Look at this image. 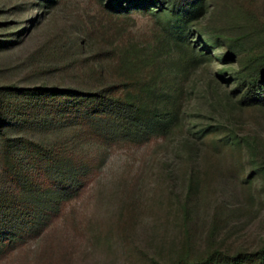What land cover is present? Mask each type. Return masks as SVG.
Instances as JSON below:
<instances>
[{
  "label": "rangeland",
  "instance_id": "1",
  "mask_svg": "<svg viewBox=\"0 0 264 264\" xmlns=\"http://www.w3.org/2000/svg\"><path fill=\"white\" fill-rule=\"evenodd\" d=\"M108 3L0 0V97L93 83L90 67L111 72L134 45L156 55L180 120L168 133L104 146L79 198L0 264H173L260 249L264 156L243 138L264 150V106L240 102L233 70L236 55L264 41V0H206L182 38L163 14L134 6L116 15Z\"/></svg>",
  "mask_w": 264,
  "mask_h": 264
},
{
  "label": "trees",
  "instance_id": "2",
  "mask_svg": "<svg viewBox=\"0 0 264 264\" xmlns=\"http://www.w3.org/2000/svg\"><path fill=\"white\" fill-rule=\"evenodd\" d=\"M108 5L116 15L127 16L134 6L163 14L178 38L206 14V0H109ZM208 34L212 42L219 38ZM236 56L240 102L264 106V41L243 59ZM112 68L90 67L98 76L93 83L42 84L20 90L13 100L0 97V256L64 215L93 179L104 146L168 133L180 120L177 93L167 89L156 55L123 47ZM243 140L254 158L264 156L253 139ZM217 256L173 264H264V246L248 255Z\"/></svg>",
  "mask_w": 264,
  "mask_h": 264
}]
</instances>
